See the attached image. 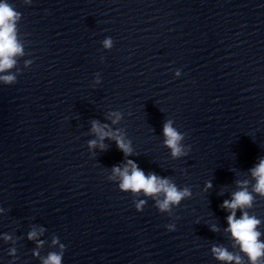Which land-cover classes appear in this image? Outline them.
<instances>
[{"label": "clouds", "instance_id": "9594fccd", "mask_svg": "<svg viewBox=\"0 0 264 264\" xmlns=\"http://www.w3.org/2000/svg\"><path fill=\"white\" fill-rule=\"evenodd\" d=\"M25 4H31V0H24ZM22 19V14L18 12L8 0H0V83L4 85H13L17 82V76L22 71L18 67V58L26 55L24 43L20 39L18 23ZM105 48L112 47V39L106 38L103 42ZM33 63L32 60H24V67L28 68ZM15 69V71H12ZM179 76L180 72L177 71ZM116 124L122 118L120 112H111L109 118ZM173 120H167L163 125L164 146L170 150L173 159H179L188 155L191 146H185L182 143L185 140L186 133L180 132L173 126ZM92 133L97 139L90 140L88 147L94 149L99 147L101 151L106 150L107 146L103 143L105 139L114 140L117 148L125 157L134 154L131 140L127 139L126 134L119 129L113 131L108 125H101L98 121H92ZM112 175L109 180H118V188L121 192L130 193L134 197L145 198L154 201V206L160 213L171 214L173 206H179L182 200L192 196L191 189L187 186L178 187L170 177H161L154 172L145 173L135 161L127 159L123 166H113ZM250 175L255 183L252 190H248L249 181L238 180L239 190L232 193L230 200H224L221 208L228 212L226 216L227 228L224 231L230 234L232 247L238 248L239 253L229 251L223 244H214L211 247L212 256L224 264H264V235L260 228L262 220L248 210L252 209L257 196L264 199V158L259 163L249 169ZM212 187L210 181L205 183V190ZM255 194V195H254ZM147 199H134L133 204L137 212L143 211ZM237 210L241 215L237 218ZM179 219V217H177ZM168 231L175 230V224L165 226ZM213 232L218 231L216 225L211 226ZM44 229L39 231L33 229L28 232V240H35L37 248L43 246L44 241L37 237L42 235ZM5 240H10V236H5ZM52 245L58 246V251H51L46 257L41 258V264H62V259L66 246L60 242L58 237L52 239ZM16 250L10 249L9 255L15 256ZM242 254V255H241ZM33 255L39 257V251L33 250ZM245 257L247 261H245Z\"/></svg>", "mask_w": 264, "mask_h": 264}]
</instances>
